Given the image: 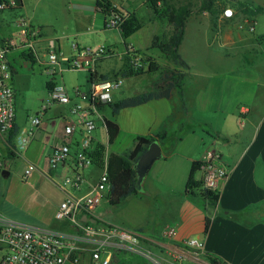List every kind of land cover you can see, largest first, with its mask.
I'll use <instances>...</instances> for the list:
<instances>
[{"label": "crops", "instance_id": "obj_1", "mask_svg": "<svg viewBox=\"0 0 264 264\" xmlns=\"http://www.w3.org/2000/svg\"><path fill=\"white\" fill-rule=\"evenodd\" d=\"M97 1L80 3L76 6L78 9L76 16L79 19L78 22L76 21L74 31L70 33L75 39L79 40L81 35L89 30L88 23L94 28H91V33L106 30L104 27L106 18L98 9ZM238 1H248L263 8V13L252 21L254 25H257L258 18L264 15V0ZM110 2L124 11L128 9V14L136 12L134 3L124 7ZM21 5L23 7L22 0ZM232 12L231 18L224 17L223 12H220L214 21L209 18L208 13L199 15L195 13L186 22L187 25L192 19L191 21L196 23V32L199 34L203 32L204 39L207 41L209 64L213 65L216 62L215 48L222 50L223 58L221 59L223 60L239 58L227 71L228 73L214 74L212 77L204 78L205 86L201 85L197 91L195 89L187 91L186 88H190L194 79L190 76L191 66L180 52L181 42L178 54L188 67L187 70L181 69L186 72L181 91H174L170 99L153 100L138 107L123 109L112 117L119 126V134L115 142L108 146L109 153L126 154L127 150H133L138 137H150L165 132V137L157 142L161 148V157L154 162L144 176L139 192L131 196L142 194L150 202L151 210L161 212L159 215L166 216V219L157 222L153 227L136 226L129 229L105 220L100 214L96 215L104 201L109 203L107 200L96 208L95 215L105 223L141 234L144 247L153 254L159 264H210L209 256L221 260L224 264H264V56L262 54L264 33L255 34L241 27L242 21H247V18L233 10ZM138 17L140 20L143 19L142 14ZM31 23L41 29L40 49L45 46L46 40L54 38L57 39L58 48L65 55L57 36L49 35L46 27L34 24L32 21ZM254 30L256 31V28ZM76 44L80 47H88L79 42ZM127 44L134 50L146 51L130 43ZM254 48L261 51L260 57L252 56ZM124 52L125 45L117 56L120 64L115 67L103 69L104 62L114 58L113 54L111 57L99 60L94 72L96 80L118 74L123 68ZM147 53L150 55L149 51ZM70 55L71 51L68 53V56ZM167 62L168 60L165 66L170 64ZM63 74L61 80L57 78L55 81L65 85ZM145 77L146 74L130 79L133 80L134 86H137ZM127 80L129 79H124V85ZM153 84L154 81H151L150 90L137 92L134 89L127 97L153 91ZM123 87L114 94V102L124 99ZM53 107H61L62 111L50 119L48 124L42 121L46 114L41 116L39 128L25 150H19L16 138L10 139V134L6 138V143L0 145L1 159L4 164L0 177L9 178L13 173V162L21 158L24 171L29 165L35 166L34 172L26 180L22 175L24 186H32V181L37 179L47 180L60 190L62 195L60 204L65 199V192L58 184L70 171L67 166L58 170H49L48 157L61 141L63 127L68 120L65 113L69 114V107L59 105ZM125 113H127L126 117ZM213 113L219 115V122L216 125L211 119L202 117V114ZM198 114L202 116L199 117ZM109 118L111 113L106 119ZM31 119L28 118L24 123H19V120L15 119L16 136L21 130L29 127ZM56 119L61 120V123L57 124ZM124 129L131 134L130 140L126 141L122 137L126 135ZM93 136V149L97 145L106 144L105 134L101 128H98ZM76 140H79L78 136ZM209 149H216L222 153L223 163L228 170V176L219 191L218 201L213 206L200 195L197 198L198 193L192 194L186 191L193 164L201 162ZM98 170L99 168H93L90 171L91 181H95ZM6 172L7 176L4 175ZM201 177L199 169L194 174V180L198 181ZM8 197L9 199L6 198V200L10 206H4L5 208L0 206V216L3 218L37 229L64 234L75 232L68 222L55 219L54 215L59 204L51 206L42 225L34 226L19 222L18 216L12 210V207L18 204L14 203L13 195ZM200 197L202 199H199ZM166 201L173 202V205L165 204ZM207 220L209 225L205 231ZM167 228L175 230V235L171 239L163 236V231ZM191 239L202 241L203 251L197 252L187 247L185 242ZM87 262L88 256L84 255L82 264ZM111 264L153 263L137 256L118 254L114 256Z\"/></svg>", "mask_w": 264, "mask_h": 264}, {"label": "built area", "instance_id": "obj_2", "mask_svg": "<svg viewBox=\"0 0 264 264\" xmlns=\"http://www.w3.org/2000/svg\"><path fill=\"white\" fill-rule=\"evenodd\" d=\"M18 8L17 0L0 1V11ZM113 5L111 15L106 18V30L119 29L124 18L118 16ZM226 18L233 17L231 9L223 12ZM19 44L13 39L0 41V145L13 130L16 119L15 92L13 89V70L8 62V53L17 48H27L28 56L39 62L43 72L52 77L48 98L43 102L38 114L30 120L29 127L21 130L16 138L19 150H25L41 123V116L55 105L68 106L71 119L65 121L61 141L48 157L49 170H58L67 166L69 174L63 176L58 186L65 192V199L55 212L57 221H66L74 229L72 234L37 229L11 222L0 216V264H82L84 255L87 264H111L114 256L126 254L143 258L153 264H159L153 254L144 247L141 234L105 223L95 215L96 208L104 201H109L111 183L108 168V133L104 110L114 102V94L121 90L124 79L94 80L89 82L90 90L84 92L80 87L71 91L56 78L61 80L65 71H84L94 74L99 60L111 57L110 52L102 47H80L71 44V55L66 56L58 48L57 39H48L43 48L41 29L32 25L27 18L16 20ZM249 32H254V23L247 24ZM45 61L40 60V56ZM32 58V57H31ZM133 69L141 68L140 56L130 60ZM101 128L106 144L102 161L96 164L93 153V133ZM76 136L79 140H76ZM99 168L95 181L90 180V171ZM199 169L202 174L201 187L194 191L198 195L211 192L219 193L228 176L219 150L209 149ZM4 164L0 153V176ZM35 170L29 165L23 174L26 180ZM84 186L86 188L84 189ZM191 193L190 189L186 190ZM175 235L173 228L163 231L165 238ZM185 245L197 252L203 251L204 243L197 239L185 242Z\"/></svg>", "mask_w": 264, "mask_h": 264}, {"label": "rangeland", "instance_id": "obj_3", "mask_svg": "<svg viewBox=\"0 0 264 264\" xmlns=\"http://www.w3.org/2000/svg\"><path fill=\"white\" fill-rule=\"evenodd\" d=\"M95 1L96 0H22L23 7L0 11V41H3V39H13L19 44L18 39H16L18 28H16L15 23L20 17H24L31 20L34 24L46 27L49 35L57 36L60 39L59 42L64 49L65 55L68 56L69 51H71L70 46L72 43L79 42L81 45H86L88 47L102 46L106 48L110 54L114 55V58L104 62L103 69L115 67V65L120 64L117 56L124 49V40L120 35V28L91 33V28L93 27L88 23L87 27L89 30L83 33L79 40L70 35V33L74 31L76 21L78 22L79 19L76 16V12H78L76 6L80 3L85 4ZM108 1L115 2L117 5H123L124 7H127L130 3L136 5L134 8L136 11L135 13L138 16L142 14L143 19L141 22L143 27L126 41L140 49L146 50L147 48L149 54L155 57L164 67L167 59L159 47H152V41L155 38L161 37L164 32L170 30L167 25L166 15L161 14L160 17L156 16V13L149 4V0ZM191 1L195 6L199 3V0ZM157 8H162L161 1L158 3ZM127 11L128 9L125 11L118 9L116 10V14L124 18L123 21L125 22L129 17ZM196 14L199 15L202 13ZM191 20H189L186 25L185 37L182 41L180 52L191 66L190 76L194 79L190 84V88H186V90L193 91L195 89V91H197L201 85H206V82H204L206 79L204 78H208L209 76L212 77L214 74L224 75L228 73L227 71L230 70L234 62L239 58L233 57L232 59L227 58L223 60L221 59L223 58L222 50L215 48L214 53L217 57L215 55L214 57L216 58V62L213 65L209 64L207 60V54H209L207 41L204 39L203 32H201V34L196 32V23ZM249 23H252V20L247 19V21H242L240 25H242L241 27L243 28H247V24ZM255 28V34L264 33V15L258 18V23L255 25ZM262 50L264 56V43ZM28 53L29 50L27 48H17L8 53V62L13 70V89L16 100L15 110L16 118L17 121L19 120V123H24L28 118L35 117L40 111L43 102L48 98L46 85L52 79V77L46 75L42 71L43 67H41L33 56H31L32 59L28 57ZM260 53L261 51L258 48H254L252 56L258 57ZM39 56L41 61H45L41 54ZM168 62L170 63L169 67L171 69H178V66H174L169 60ZM232 73L234 72L232 71ZM63 76L64 83L70 91L76 87H81L84 92L90 90L88 72L65 71ZM157 77L158 74H146V77L142 79V81H139L137 86H134L132 79L127 80L123 87V91L125 92L124 98L130 95V91H134V89L137 92L150 90V82L156 81ZM61 111V107L49 108L47 113H44L46 115L42 120L43 123L48 124L49 120L54 118V116ZM65 114H67L68 119H71L68 113ZM104 115L106 118L110 117L109 110L106 109ZM198 115L199 117L203 115V119H211L214 125L219 122V115H216V113ZM124 116L126 117L127 113H125ZM56 122L60 124L61 120L56 119ZM125 130L126 129H124V133L126 135H122V137L127 141V139H131V134ZM129 151L130 150H127L128 153ZM13 163V173L10 177L7 179L0 177V202L2 203L0 206L3 208L10 206L6 198L9 199L8 196L13 195V201L18 204V206L12 207V210L18 216L19 222L34 226L42 225L43 219L48 216L51 206L57 205L61 201L62 195L60 190L47 180L41 179H37L34 182L32 181V186L30 187H27V185L24 186V181L21 179L24 173L23 161L19 158ZM156 185L159 186V184ZM198 196L199 195H197V198ZM199 199L202 198L200 197ZM164 203L173 205V202L170 201ZM159 213L151 210L150 202L146 200L145 196L138 194L125 199L116 206H111L108 202L106 203V201H104L97 210L96 215L100 214L105 220L123 225L130 229L136 226L153 227L157 222L164 221L166 216H160Z\"/></svg>", "mask_w": 264, "mask_h": 264}, {"label": "trees", "instance_id": "obj_4", "mask_svg": "<svg viewBox=\"0 0 264 264\" xmlns=\"http://www.w3.org/2000/svg\"><path fill=\"white\" fill-rule=\"evenodd\" d=\"M160 1L162 3V8L158 9L157 6ZM17 4L18 7H22L21 0H17ZM149 4L156 13V16L160 17L161 14L166 15L167 25L170 28V30L164 32L161 37L153 39L152 47H159L165 58L174 66H178V69H171L169 66L163 67L156 58L148 55V49L142 51L134 50L129 47L126 40L143 26L138 15L130 12L129 17L120 27V35L124 40L125 45V52L122 56L123 68L118 74H114L110 78L104 77L103 80H111L115 78L130 79L144 74H158V77L156 78V81H154L153 91L124 98L118 102L111 103L107 107L111 113V118L105 119L109 145H112L115 142L119 134V126L114 122L112 117L117 115L121 110L138 107L153 100L170 99L174 91H181L186 76V72L181 69L185 68L187 70L188 67L178 54V49L184 36L186 22L191 15L195 13H208L211 20L214 21L220 12H224L229 7L231 10L241 14L245 18L255 21V19L263 13L262 7L255 6L248 1L238 0H199V3L196 4V6L192 4L191 0H149ZM97 7L105 15V18L109 17L113 11V4L108 0H98ZM133 56H140L143 65L141 68L133 69L131 67L130 60ZM94 80H96L95 75L89 73L88 82H93ZM46 86L47 90H49L52 86L51 82L49 81ZM15 136L16 131L13 128L10 132V139ZM164 137L165 132L150 137H138L136 145L129 153H109L107 172L111 183L109 194V204L111 206L119 205L127 197L139 192L143 180L138 182L135 170L137 161L148 149L151 143L158 142L159 139ZM103 154L104 146L97 145L91 154L96 164L102 161ZM198 170L199 163L193 164L187 182V189H190L192 194L201 187V179L198 181L194 180V174ZM200 196L208 204L213 206L218 201L219 193L207 192ZM208 225L209 222L207 220L205 231H207ZM208 261L210 264H224L221 260L210 256L208 257Z\"/></svg>", "mask_w": 264, "mask_h": 264}, {"label": "water", "instance_id": "obj_5", "mask_svg": "<svg viewBox=\"0 0 264 264\" xmlns=\"http://www.w3.org/2000/svg\"><path fill=\"white\" fill-rule=\"evenodd\" d=\"M162 155L161 148L157 142L149 145L148 149L140 156L135 166L138 182H141L151 166ZM4 175H8L7 172Z\"/></svg>", "mask_w": 264, "mask_h": 264}]
</instances>
